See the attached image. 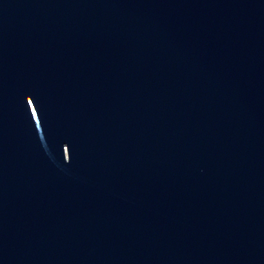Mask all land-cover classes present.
Listing matches in <instances>:
<instances>
[{
    "label": "water",
    "instance_id": "obj_1",
    "mask_svg": "<svg viewBox=\"0 0 264 264\" xmlns=\"http://www.w3.org/2000/svg\"><path fill=\"white\" fill-rule=\"evenodd\" d=\"M0 264H264V0H0Z\"/></svg>",
    "mask_w": 264,
    "mask_h": 264
}]
</instances>
